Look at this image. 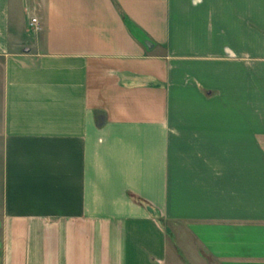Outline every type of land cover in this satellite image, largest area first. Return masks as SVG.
I'll list each match as a JSON object with an SVG mask.
<instances>
[{
  "label": "crops",
  "instance_id": "0c3cea01",
  "mask_svg": "<svg viewBox=\"0 0 264 264\" xmlns=\"http://www.w3.org/2000/svg\"><path fill=\"white\" fill-rule=\"evenodd\" d=\"M0 264H264V0H0Z\"/></svg>",
  "mask_w": 264,
  "mask_h": 264
},
{
  "label": "trees",
  "instance_id": "16d2710c",
  "mask_svg": "<svg viewBox=\"0 0 264 264\" xmlns=\"http://www.w3.org/2000/svg\"><path fill=\"white\" fill-rule=\"evenodd\" d=\"M126 23H127L128 28L130 29V31L133 34L138 35V31L136 30V28L132 24H130V22H128V21Z\"/></svg>",
  "mask_w": 264,
  "mask_h": 264
},
{
  "label": "built area",
  "instance_id": "2783aa9c",
  "mask_svg": "<svg viewBox=\"0 0 264 264\" xmlns=\"http://www.w3.org/2000/svg\"><path fill=\"white\" fill-rule=\"evenodd\" d=\"M35 23H37L36 19H35V18H31V20H30V25H33V24H35Z\"/></svg>",
  "mask_w": 264,
  "mask_h": 264
}]
</instances>
